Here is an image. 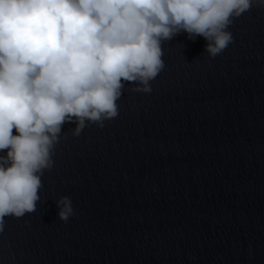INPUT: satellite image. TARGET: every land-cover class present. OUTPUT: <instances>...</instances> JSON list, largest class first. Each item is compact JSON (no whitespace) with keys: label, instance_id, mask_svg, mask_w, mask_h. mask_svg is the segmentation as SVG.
<instances>
[{"label":"clouds","instance_id":"1","mask_svg":"<svg viewBox=\"0 0 264 264\" xmlns=\"http://www.w3.org/2000/svg\"><path fill=\"white\" fill-rule=\"evenodd\" d=\"M254 6L264 0H0V233L6 217L36 210L66 121L74 136L102 128L118 115L122 80L152 91L162 42L201 36L215 58ZM56 204L59 220L76 214L68 196Z\"/></svg>","mask_w":264,"mask_h":264}]
</instances>
